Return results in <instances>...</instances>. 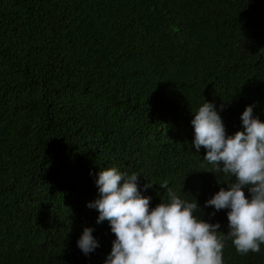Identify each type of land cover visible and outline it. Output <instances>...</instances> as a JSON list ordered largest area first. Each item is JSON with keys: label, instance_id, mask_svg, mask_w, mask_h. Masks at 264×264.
Instances as JSON below:
<instances>
[{"label": "trees", "instance_id": "1", "mask_svg": "<svg viewBox=\"0 0 264 264\" xmlns=\"http://www.w3.org/2000/svg\"><path fill=\"white\" fill-rule=\"evenodd\" d=\"M205 101L229 135L249 105L264 122V0H0V264H104L115 235L87 205L106 167L139 174L150 209L167 180L226 233L205 202L234 178L192 143ZM223 261L264 264V245L226 240Z\"/></svg>", "mask_w": 264, "mask_h": 264}, {"label": "clouds", "instance_id": "2", "mask_svg": "<svg viewBox=\"0 0 264 264\" xmlns=\"http://www.w3.org/2000/svg\"><path fill=\"white\" fill-rule=\"evenodd\" d=\"M241 121L242 130L229 135L214 104L206 101L191 121L196 152L203 147V159L215 166L214 173L234 178L227 190L221 187L205 202V207L216 211L228 210L226 233L219 222L198 219L194 215L201 209L197 200L181 199L167 180L159 184L166 189L167 202L150 209L151 198L138 188L139 174L129 175L116 167L99 172V197L87 206L98 211L97 223L109 222L115 235L104 264H224L226 240L239 254L260 252L264 245V122L253 115L252 105L245 108ZM151 186L146 184L145 190ZM92 233V228H85L77 241L85 255L99 247Z\"/></svg>", "mask_w": 264, "mask_h": 264}]
</instances>
